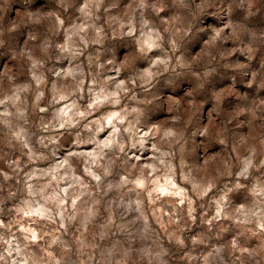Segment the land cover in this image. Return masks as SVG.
Masks as SVG:
<instances>
[{
    "label": "clouds",
    "instance_id": "9594fccd",
    "mask_svg": "<svg viewBox=\"0 0 264 264\" xmlns=\"http://www.w3.org/2000/svg\"><path fill=\"white\" fill-rule=\"evenodd\" d=\"M0 264H264V0H0Z\"/></svg>",
    "mask_w": 264,
    "mask_h": 264
}]
</instances>
